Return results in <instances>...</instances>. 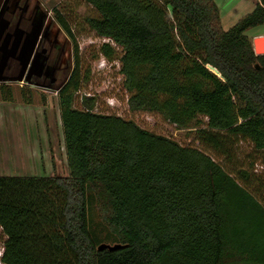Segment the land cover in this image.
I'll return each instance as SVG.
<instances>
[{"label": "trees", "instance_id": "obj_1", "mask_svg": "<svg viewBox=\"0 0 264 264\" xmlns=\"http://www.w3.org/2000/svg\"><path fill=\"white\" fill-rule=\"evenodd\" d=\"M81 1L95 12L85 17L89 29L121 49L129 108L193 132L218 159L94 111L92 98L74 106L89 70L83 74L69 22L53 9L72 43L73 67L57 91L67 174L0 176V261L264 264V171L254 168L257 160L264 166V54L246 34L264 23V0L228 29L214 0ZM100 52L116 54L109 42ZM0 97L12 100L9 85H0ZM22 98L31 103V92ZM242 142L252 150L239 163ZM93 199L112 244L91 232Z\"/></svg>", "mask_w": 264, "mask_h": 264}, {"label": "rangeland", "instance_id": "obj_2", "mask_svg": "<svg viewBox=\"0 0 264 264\" xmlns=\"http://www.w3.org/2000/svg\"><path fill=\"white\" fill-rule=\"evenodd\" d=\"M39 1L48 16L47 22L49 26L53 28L54 32H58L56 39L62 47L60 51H55V57H58V60L60 58L62 61L64 72H61L62 76H55L57 79L55 82L57 83H53L51 80L40 82V80L36 81L34 79L12 78L9 80L0 79V85L3 83L11 84L13 98L16 101H22L21 88L25 87L30 90L33 103H48L46 115L48 127L47 155L46 159L38 162V167L33 166V158L28 156L25 146H22L23 154H17L15 150L19 152V145L15 146V143H10L13 135L18 140V138L22 137L24 130L17 127V125H15L14 129H11L10 126L7 128L6 125H0V176H51L67 174L57 91L60 84L67 79L73 67L72 43L55 20L53 9L61 12L69 22L78 44L83 74L89 70L87 81L83 82L81 89L75 95L74 106L82 107L83 98H92V108L94 111L116 114L131 119L139 126L155 133L169 136L183 145L198 146L218 159L211 150L199 145L194 140L193 132L176 127L157 113L129 108L127 102L128 93L123 87V75L119 71L120 62L118 57L121 54V49L115 46L109 39L99 37L93 30L89 29L84 20L86 16L95 15L91 6L81 0ZM251 2L252 0H216L223 29H228L236 23L246 13L247 6ZM258 31L264 33V23L249 29L246 34L253 39L254 33ZM104 42H109L115 48L116 54L114 59H107L100 52V46ZM204 84L206 86L209 85L206 82ZM14 106V104L11 105L9 102L0 101V124L12 121L14 123H21L17 109ZM12 108H14V112H12ZM239 146L238 161L239 163H244L247 160L246 154L252 150L251 145L247 142H242ZM29 158H31L32 162ZM29 162H31L30 165L28 164ZM226 167L228 168V165ZM254 168L258 172L264 171L261 160H257ZM89 211L90 228L95 239L101 243L112 244L113 236L109 226L100 214L99 206L94 199L91 202ZM5 238L0 228V256L3 252L2 242ZM0 264L3 263L0 261Z\"/></svg>", "mask_w": 264, "mask_h": 264}, {"label": "crops", "instance_id": "obj_3", "mask_svg": "<svg viewBox=\"0 0 264 264\" xmlns=\"http://www.w3.org/2000/svg\"><path fill=\"white\" fill-rule=\"evenodd\" d=\"M214 2L216 3V0ZM255 2L256 0H252L244 15L252 10ZM41 5L39 0H0V79L25 78L40 80V82L51 80L53 83H57L55 76H62L61 72L64 70V66L62 67L60 58L58 60V57H55V51H60L62 47L56 39L58 32H54L53 28L49 26L48 16ZM254 34V37L264 36V33L259 31ZM3 84L9 85L13 89L9 83ZM22 91L30 92L25 87L21 88V97ZM0 101L4 100L0 99ZM15 101L12 98L6 102L15 105L21 123L12 121L0 125H6L7 128L10 126L11 129L17 125L24 130L22 137L18 140L13 135L10 143H15V146L19 145V152L15 150L17 154H23L22 146H25L28 156L33 158L34 164L32 163V165L38 167V162L46 159L47 155L46 115L48 103L35 104L33 97L31 103L24 102L23 98L22 101ZM12 112H14V108H12ZM31 162L28 164L30 165Z\"/></svg>", "mask_w": 264, "mask_h": 264}, {"label": "water", "instance_id": "obj_4", "mask_svg": "<svg viewBox=\"0 0 264 264\" xmlns=\"http://www.w3.org/2000/svg\"><path fill=\"white\" fill-rule=\"evenodd\" d=\"M253 50L256 54H264V36H257L252 39ZM104 245L100 246V248Z\"/></svg>", "mask_w": 264, "mask_h": 264}]
</instances>
